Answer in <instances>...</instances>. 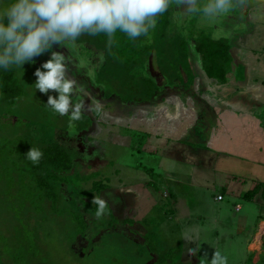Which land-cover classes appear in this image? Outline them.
<instances>
[{"label": "rangeland", "instance_id": "374dc122", "mask_svg": "<svg viewBox=\"0 0 264 264\" xmlns=\"http://www.w3.org/2000/svg\"><path fill=\"white\" fill-rule=\"evenodd\" d=\"M231 15L227 21L228 25L241 26L238 21L240 17L234 16L236 12ZM162 18L166 20L164 30L156 32V26L150 32L151 39L143 36L144 39L138 41V48H136L140 52L136 58L140 59L137 61H135V55L122 59V54L125 53L123 48L127 44L126 35H124L125 38L120 37L117 41L115 40L111 49L107 47V38L103 35L82 36L78 41L83 45L80 54L90 61V67L95 68V75L90 79L85 74V70L77 71L75 68L71 70V74L77 77L82 85L87 84L94 91L103 94L105 99L110 96L117 97L114 101L148 99L151 91L144 93V89L152 90L155 86L157 90H160L159 93L167 94L175 89L182 93L188 87V83L185 82V78H181L180 74L186 72L184 70L189 67L190 64L187 62L189 57L190 61H193L194 57L196 59L199 56L192 49L190 36H193L192 32L195 30H200L204 36L209 35V28L203 26H208L209 23L202 22L196 15H185L182 8L175 6L169 8L166 14L159 16L158 20ZM241 33L237 32V34ZM215 38L224 39L221 34ZM53 50L61 51L66 56L73 55L57 46H54ZM120 52L123 53L120 55ZM101 56L103 60L100 59ZM43 57L50 58V53H45ZM128 58L130 61L125 63ZM38 62L40 61L35 58L34 64H26L20 68L14 67L11 70V76L20 85L21 94L10 106H5L3 102H0V264H154L157 257L163 256L155 248L156 242L158 244L160 242L166 252L177 250L172 240L166 245L163 240L157 241V238L162 239L159 236L165 237L164 227L155 219L148 218L143 208V211L139 209L140 214L134 212L129 214V217L140 226L127 219L125 223H121L120 220L110 216V212L119 209L115 205L110 207V186L114 185L119 188L124 184L131 185L133 182L122 180L121 183L116 184L115 180L122 176L119 174L116 179L112 178L114 173L113 167H110L112 152L110 145L108 147L103 145L100 150H97V147L100 148L101 145L96 140L88 141L89 138L95 136L87 133V130H90L87 129L89 119L96 116L93 113L97 107L95 104L89 102L88 105H91L89 108L93 110L86 111L84 107L82 118L71 122L69 116H60L46 106L47 96L36 91L33 86L36 79L34 72L42 64L41 62L37 64ZM222 65L225 69L226 64ZM150 73L153 77L149 76ZM135 88L143 89V91L135 95L133 94ZM168 97L170 99L172 95ZM80 99L82 102L83 99ZM149 108H142V110L151 112ZM70 123L71 127H69ZM98 123L93 118L95 128L101 125ZM64 133H67V136L64 137ZM75 135L78 137L76 140ZM99 136L100 139L104 137L103 134ZM106 137L105 139L110 140V133ZM20 139H25L29 144L33 143L32 147L36 148H42L41 144L46 145L50 140L57 141L58 139L62 147L76 154L71 167L79 178H74L72 183H68L64 177H72V172L62 174V184L58 185L60 197L56 201V212H52L51 203L46 196L43 197V201L42 199L35 200L36 198H33L27 190L29 184L32 186L33 184L29 181V175L26 176L22 171L20 172L23 168L26 169L23 162L26 158L25 153H27ZM130 139L131 141L125 140L126 142L119 145L121 148L113 151L115 159L112 162L115 165L120 164L126 168L140 165V168H144L152 166L154 161L159 160L158 154L150 156L142 151L139 138ZM93 171H97V174L90 177L91 179L80 180ZM213 178L215 184L225 183L220 175H214ZM236 178L245 181L246 185L259 183L256 180L251 182L249 177ZM158 181L161 180H154L155 185L153 186L161 192L163 187L156 184ZM139 187L142 189L138 191V196L141 198L146 188ZM215 189L218 192L222 191L219 185L215 186ZM263 189L264 185L258 184L256 191L260 193ZM78 192L81 193L80 197L77 196ZM169 192L172 197L170 207L174 209L173 213L176 216L175 224L179 227L189 225L186 229H190L193 233L197 230L195 225H190V221L185 223L187 225L181 224L180 221L187 217L183 214L185 209H191L185 196L187 195L186 189L184 187L183 189L176 188L174 191L169 189ZM198 192H193V194L199 196L201 191ZM86 194L90 196L89 207H87ZM118 194L127 195L120 189L117 191ZM166 194V192L161 194V198ZM97 196L107 202L105 214L99 219L94 214L97 205L92 203L93 198ZM234 202L248 205L250 209L252 208V214L241 218L237 213L233 218L230 210ZM219 204L221 205L215 214L210 210L206 214L208 219L204 225L208 223L210 230L205 226L202 227L197 237H192L193 243H188L197 250L198 259L206 257L210 262L213 252L219 250L227 257L228 264H264V254L254 258V253L248 254L245 250L251 238L249 231L251 233L254 231L257 221L258 212L254 214V209L257 210V208L227 195ZM246 210L244 209V213L247 212ZM117 217L120 216L117 215ZM215 217H218L217 222H214ZM183 222H186V219ZM233 224L241 229L232 231ZM244 225L246 228H242ZM129 226V229H124ZM82 227L84 230H81ZM179 227H174L169 233L172 235L180 233ZM29 243L37 245L36 249L39 250L37 257L35 255L24 257L25 251L37 252L33 248L27 249ZM189 261L188 264H200L193 257ZM169 263L171 262L166 261L161 264Z\"/></svg>", "mask_w": 264, "mask_h": 264}, {"label": "crops", "instance_id": "0c3cea01", "mask_svg": "<svg viewBox=\"0 0 264 264\" xmlns=\"http://www.w3.org/2000/svg\"><path fill=\"white\" fill-rule=\"evenodd\" d=\"M234 12V16L240 17L238 21L241 26L228 25L227 21ZM234 12L220 17L216 23L203 25L210 30L206 36L218 41L226 49L227 63L221 77L207 78L203 72L205 65L196 49L198 38L202 34L198 36L201 31L195 30L192 32L193 36H190V44L195 50L194 53L199 56L198 59L194 57L193 61L189 57V67L180 74L188 83L185 91L179 93L175 89L164 94L159 93V90L148 99L136 98L134 102L114 101L117 99L115 96L95 101L94 99L99 98L96 95L91 102H99L100 111L96 118H90L88 125L91 124L92 128L87 133L95 136L88 141L96 140L101 145L97 150L103 145H110V167H113L114 173L112 178L116 179L119 174L122 176L115 180L116 184L122 180L133 182L119 188L110 186V207H119L118 210L110 212V216L121 223H125V219L134 222L129 217L130 213L140 214L139 209L146 211L148 218L155 219L164 227L165 237L161 235L159 237L162 239L157 238V241L163 240L166 245L172 240L177 249L166 252L160 242L155 243V248L163 255H171V262L183 259L181 262L188 264L192 257L200 262L196 254L189 255V249L195 248L188 243H193L192 237H197L199 229L204 226L209 229L208 223L204 225L208 219L206 214L209 210L215 214L225 195L257 208L254 209V214L258 212L257 221L254 231L251 233L248 230L251 238L245 250L248 254L254 253V258L264 254V218H260L264 217V191H256L258 194L250 196L251 200L241 199L243 193L249 192L256 185H264V0H247L244 7ZM236 31L242 33L237 34ZM219 34L224 39L215 38ZM206 36L203 35L205 38ZM170 95L172 97L169 99ZM89 106L91 105L84 103L86 111ZM149 107L150 113L142 110ZM93 118L101 127L93 126ZM108 133L110 140L105 139ZM99 134L104 137L100 139ZM75 136L77 139V135ZM132 137L139 138L143 152L150 156L158 154L159 160L144 168H140V165L129 168L115 165L112 162L115 159L113 151L121 148L119 145L125 140L131 141ZM96 174L97 171L91 172L86 176L89 177L87 180ZM214 175L222 176L226 184H215ZM235 176L240 179L243 176L249 177L251 182L256 180L259 183L246 185L245 181ZM86 177L80 180L86 181ZM151 178L161 180L156 183L163 187L161 192L153 186L155 183ZM110 181L113 182L111 178ZM218 185L221 192L215 189ZM139 186L147 191L144 190L141 198L138 196V191H142ZM183 187L187 191L185 196L191 209H185L183 214L187 217L180 221L181 224L190 221V225H195L197 230L193 233L186 229L189 225L179 227L175 224L174 209L170 207L172 197L169 189L174 191ZM119 189L127 195H117ZM197 190L201 191L199 196L193 194L199 193ZM165 192L166 197L162 195L161 198V194ZM217 195L222 196L220 201L214 200ZM236 205L239 209L234 212L233 206ZM244 209H247L246 213ZM230 212L233 218L237 213L244 218L252 214V208L234 202ZM185 219L186 222H183ZM217 221L218 217H215L214 222ZM134 223L140 226L137 222ZM174 227H179L180 233L187 232L172 235L169 232ZM129 228L130 226L124 229ZM242 228H246V225ZM234 229L241 228L233 224L232 231Z\"/></svg>", "mask_w": 264, "mask_h": 264}, {"label": "clouds", "instance_id": "9594fccd", "mask_svg": "<svg viewBox=\"0 0 264 264\" xmlns=\"http://www.w3.org/2000/svg\"><path fill=\"white\" fill-rule=\"evenodd\" d=\"M246 4L247 0H0V69L7 72L34 64L35 58L50 53V58L36 68L33 86L47 96L46 106L54 113L69 116L70 122L78 121L83 116L80 98L86 89L69 73L75 68L85 70L90 79L95 75V68L80 54L83 45L78 41L82 36L103 35L111 49L118 32L130 40L142 36L151 39L150 32L156 28L158 17L172 6L182 8L185 15H196L202 22L213 24ZM54 46L73 55L54 51ZM96 105L98 110L99 102ZM25 156L36 165L43 152L30 147ZM216 197L214 200L220 201ZM92 203L97 205L95 217L101 218L107 202L97 196ZM238 209L233 206L234 212ZM196 251L189 249V255H195ZM200 264H228V261L216 250L210 262L202 257Z\"/></svg>", "mask_w": 264, "mask_h": 264}, {"label": "trees", "instance_id": "16d2710c", "mask_svg": "<svg viewBox=\"0 0 264 264\" xmlns=\"http://www.w3.org/2000/svg\"><path fill=\"white\" fill-rule=\"evenodd\" d=\"M165 14H166V12H165ZM165 23H166L165 19H163V18L159 19L157 22L156 32H158V31L161 32L162 30H164ZM200 34H201V32L198 33V36ZM120 37L125 38L123 33L118 32L116 34L115 40L117 41ZM140 39H144V37L142 36L141 38H138L136 40H130L128 37H127V39H125L127 44L123 48L124 50L122 49L123 52H125V53L122 52L123 53L122 54L120 52V55L122 54V59L124 57H130V55H132V56L135 55V61L140 59V58L139 59L136 58L137 54H139V52H140L139 49H137L138 48L137 46L139 44L138 41ZM197 45L198 46L196 47V49L199 51V54L202 57L201 59H202L203 65H205L203 72L206 74V77L207 78L221 77V73L224 71L222 68V66H223L222 64L227 63L226 62L227 56H226V52H225L226 49H224L222 47V44H220L218 41L211 40L209 37L205 38V37L200 36V38H198ZM116 54H117V52H116ZM42 57H43V55L40 57H37V60H39L41 63H43V59H45V57H43V58ZM48 59H49V57L46 58L44 61H47ZM128 61H130V58L126 59L125 63L126 62L128 63ZM40 62H38L37 64H40ZM11 70L5 72L4 70L0 69V102H3L5 104V106H10L11 104H13V102L21 94V90L19 91L20 85H18L16 79L11 76ZM69 75L73 76L71 74V72L69 73ZM149 76H151V75L149 74ZM75 78L77 79V77H75ZM77 81H78V79H77ZM83 85L85 86V89L87 88L86 94H85V95H87V97H86L84 103L92 102V99H94V96H96V95L99 96V98L94 99L95 101H97V99H104L103 94H101L100 92L94 91L92 88H90L86 84H83ZM144 86H146V85H144ZM142 88H143V86H142ZM143 89H138V88L136 89L135 88V90L133 91V94L137 95V93H141L143 91ZM154 89H156V90H154ZM144 90H145L144 93H146L147 91H151V95H153L159 91V89L157 90L156 86L152 90H146V89H144ZM95 106H97V105L95 104ZM99 111H100V107L98 110L96 107L95 111L93 112L94 115L97 116L99 114ZM65 136H67V133L66 134L64 133V137ZM64 137H62V138H64ZM20 140L24 144V147H26V151H28L29 148L32 147V145H34L33 143H30V144L27 143L25 141V139H20ZM59 141L60 140H58V139H57V141H53V140L51 141L50 140L49 143L46 145L41 144L42 148H38V149H40L43 152V157L40 160L39 164L34 165L31 161H29L27 158H25L23 163L26 166V169H24L22 167L23 170H20V172L22 171V173L26 174V176L29 175V177H30L29 181L33 184V186L31 184H29L30 186H29V188H27L28 192L30 194H32L33 198H36L35 200H39V199L41 200L42 199L41 201H43L44 200L43 197L46 196L48 201H50V203H51L52 212H56V210H55L56 209L55 208L56 201L60 197V193L58 191V185L62 184V178H63L62 174H68V173L70 174L72 172V177H70V178L64 177V179L68 183H72V180L74 178H79L76 175V171H73V168L71 167L72 161L74 160V158H76V154L71 153L69 151V149L62 147L59 144ZM73 154H74V156H73ZM88 178L89 177H86L85 179L87 180ZM260 185H262V184H260ZM98 186L101 187L100 185H98ZM257 186L258 185H256L249 192L243 193L241 195V199L251 200L250 196L253 197L255 195L254 193L256 192ZM263 191H264V189H263ZM77 196L80 197L81 193L78 192ZM85 197L87 198L86 200L88 201L87 207H89L90 196H88V194H86ZM165 197H166V195H165ZM108 217L110 219V216H108ZM78 223H80V222H78ZM81 230H84V227H82ZM262 245L264 246V239L262 241ZM36 246L37 245H35L33 243H29L27 249L31 250V248H33V249L37 250V252H35V251L33 252V250L31 252H29V251L24 252L23 251L24 253H26V255L24 257H26V256L31 257L33 255H35L37 257V255L39 254V250L36 249L37 248ZM21 258H19V259H21ZM167 260L169 262H171L172 258L170 255L168 256V254H166L163 256H159L156 258L154 264H161L163 262H166ZM169 264H183V263L181 261H175L174 263L171 262Z\"/></svg>", "mask_w": 264, "mask_h": 264}, {"label": "flooded vegetation", "instance_id": "af4514ba", "mask_svg": "<svg viewBox=\"0 0 264 264\" xmlns=\"http://www.w3.org/2000/svg\"><path fill=\"white\" fill-rule=\"evenodd\" d=\"M86 90H87V88H86ZM86 97H87V95H84L83 97H81L83 99L82 102L85 101ZM89 122H90V119H89ZM90 128H91V124L88 125L87 129H90Z\"/></svg>", "mask_w": 264, "mask_h": 264}, {"label": "built area", "instance_id": "2783aa9c", "mask_svg": "<svg viewBox=\"0 0 264 264\" xmlns=\"http://www.w3.org/2000/svg\"><path fill=\"white\" fill-rule=\"evenodd\" d=\"M216 200H220V197H219V196H217V197H216Z\"/></svg>", "mask_w": 264, "mask_h": 264}]
</instances>
